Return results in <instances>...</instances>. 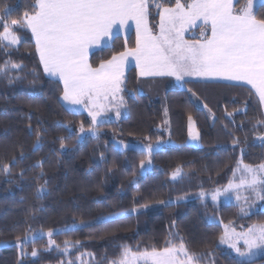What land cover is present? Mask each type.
<instances>
[{
  "label": "trees",
  "instance_id": "trees-1",
  "mask_svg": "<svg viewBox=\"0 0 264 264\" xmlns=\"http://www.w3.org/2000/svg\"><path fill=\"white\" fill-rule=\"evenodd\" d=\"M247 2L236 0L234 8ZM34 3L0 0V16L11 25L25 12L31 14ZM254 13L264 18V0ZM158 25V10L150 5L149 26L154 33ZM15 32L20 43L0 47V66L8 61L22 65L17 72L9 64L8 76L0 75V243L55 232L51 245L49 237H39L23 249L15 244L0 247V264H109L119 257L122 246L160 249L170 239L177 246L183 240L198 264H237L240 258L220 243L224 228L238 232L264 224V209L241 212L238 204L210 199L167 205L159 201L238 182V170L234 175L238 161L251 166L264 163V114L254 90L250 94L248 86L189 81L166 92L165 116L158 102L138 93L139 79L130 68L120 94L124 100L120 119L101 123L93 136L87 115L74 114L62 104L63 85L44 75L29 30L16 26ZM125 46L134 49L133 32L126 39L115 36L110 45L91 52L89 63L97 67ZM17 75L20 79H15ZM167 80L152 78L146 84ZM189 115L199 134L198 148L185 144ZM114 140L149 144L169 140L173 145L154 152L151 164L142 169L141 161L146 163L148 156L134 149L120 150ZM5 164L10 165L6 174ZM178 167L182 176L172 180ZM253 194L243 189V196L250 199ZM260 202L264 206V200ZM151 206L156 207L95 221ZM33 249L36 257L31 255ZM252 264H264V254Z\"/></svg>",
  "mask_w": 264,
  "mask_h": 264
},
{
  "label": "snow or ice",
  "instance_id": "snow-or-ice-1",
  "mask_svg": "<svg viewBox=\"0 0 264 264\" xmlns=\"http://www.w3.org/2000/svg\"><path fill=\"white\" fill-rule=\"evenodd\" d=\"M150 5L158 10V33L149 26ZM254 5L255 0H248L246 6L235 11L233 0H191L190 3L175 0L174 6L171 0H35L32 13L25 12L22 20H13L9 25L6 17L0 16L3 21L0 47L18 45L20 38L15 27H26L35 42L44 73L63 85L60 99L74 114H79V109L71 106H80L87 111L93 125L88 131L95 136L96 127L107 122L103 120L107 112L114 109L117 118L121 116L124 100L120 94L126 82L125 70L131 65L129 57L135 60L138 77H174L181 86L189 83L186 78L235 82L229 86H250V94L254 90L264 105V18L256 17ZM5 14L11 15V10L5 9ZM132 24L136 29V47L128 50L125 46L124 51L93 67L88 59L90 50L108 45L118 32H127ZM192 28L201 30L200 40L185 39V33ZM9 64L11 69L22 71V65L8 61L0 66V75L8 76ZM188 123L189 137L198 140L199 134L193 132L191 115ZM84 130L81 124L80 132ZM261 140L264 141V137ZM157 150L159 144L140 149L148 156ZM147 163L151 164V160ZM241 164L242 161H238L234 175ZM144 165L142 160V169ZM242 169L240 183L230 182L223 191L217 189L211 194L214 202L221 196L227 199L230 192L240 188L264 200V163L255 167L243 164ZM2 171L8 173L10 165L5 164ZM181 176L182 169L178 167L171 179ZM42 188L37 192L40 193ZM204 198L205 193L201 192L200 199L203 201ZM236 199H240L239 194ZM159 203L167 205L168 202ZM240 211L244 212V208ZM104 220V217L97 218L98 223ZM52 235L50 231L49 245L54 243ZM35 239L33 235L31 242ZM240 240H243V249L238 247ZM29 242L27 234L23 239L17 237L20 249ZM220 243H227L233 249L240 258L237 264H252L254 258L264 254V224L253 225L239 234L234 230L229 232L226 227ZM68 247L65 242V253ZM19 255L25 254L21 251ZM31 255L36 257L37 251L33 249ZM195 256L189 253L183 240L177 246L170 239L160 249L153 247L141 251L122 246L119 257L110 260L109 264H198Z\"/></svg>",
  "mask_w": 264,
  "mask_h": 264
},
{
  "label": "rangeland",
  "instance_id": "rangeland-1",
  "mask_svg": "<svg viewBox=\"0 0 264 264\" xmlns=\"http://www.w3.org/2000/svg\"><path fill=\"white\" fill-rule=\"evenodd\" d=\"M235 1L236 0H233V3L234 4H235ZM262 1L263 0H255L254 10L256 9V7ZM182 2H184V3H190L191 0H182ZM246 4H244L241 8H243L244 6H246ZM241 8H239L237 10L234 8V10L235 11H239ZM132 32L134 33V36H135V47H136V38L137 37H136V29H135V25L134 24H132L131 28L127 32L120 31L115 36H120L123 39H126V38H128V36ZM30 36H31V39L33 40L32 35H31V32H30ZM200 38H201V30L199 28H192L188 32L185 33V39L188 40V41L194 42V41L200 40ZM112 40L109 41L108 45L111 44ZM33 42H34V40H33ZM108 45H106V46H108ZM103 47H105V46H103ZM103 47H93V49L90 50V53L93 52V51H96V50H98L100 48H103ZM90 53H89V56H90ZM88 59H89V57H88ZM129 60L131 62V65H130V67L126 68V70H125V76H126L127 71L129 70V68H134L135 71H136L135 60H133L131 57H129ZM41 68L43 70V67L42 66H41ZM43 73H44V71H43ZM136 74H137V71H136ZM44 75L46 77H48V78L55 79V78H52V77L47 76L45 73H44ZM152 78L160 79L162 77H138V79H139L138 80V93L139 94H143V95H147L151 100L158 102L161 105V107L163 108L164 112H165L166 92L168 90H171V89H180V88H182V86L175 80L174 77H169L168 80L165 81V82H155L151 86H147V84H146L147 81L146 80H149V79H152ZM186 79H188L189 81H200V82L202 81V80H199V78H186ZM55 80H58V79H55ZM203 82H222V83H229V84H234L235 83V82H227V81H219V80H216V81L208 80V81H203ZM192 100L195 103L198 104L197 99L193 95H192ZM61 102L64 105V107L69 110V107L70 106L66 105L65 102L62 101V100H61ZM71 107L78 108L79 109V112L85 113L87 115V117L91 121V117L88 116L87 111H85L82 107H80V106H71ZM261 107H262V111H263V114H264V105L261 104ZM110 108H111V106H110ZM119 119H120V117L117 118L116 112H115L114 109L113 110H110L109 112H107L105 114V116L103 117V120L104 121H117ZM91 123H92V121H91ZM193 132L194 133H198L197 130H196V127H195L194 122H193ZM82 134L83 133H81L80 135H82ZM114 143H115V146L118 149H120V150L134 149V150H137V151H140V149L146 148L148 145L155 146V145L159 144V150L162 149V147H164V146L173 145V143L169 142V140H166L165 143L157 142V143H153V144H149V143H139V142H135V141L127 142V143H120L117 140L116 141L114 140ZM185 144L190 145V146H192L194 148L200 147V140L199 139L198 140H192L189 137V123H188V121H187V139H186ZM125 145H128V147L126 148ZM144 153L148 156L147 152H144ZM150 157L151 156H148V159H150ZM147 164L148 163L146 161L145 165H147ZM242 165L243 164L240 165V168H239L240 170L237 171V175L240 176V179H241V175H242V171H243ZM232 183L233 184H239L240 183V180L238 182H232ZM227 186H225V187H227ZM225 187L220 188L219 190L220 191H223V189ZM243 189H245V188H240V189L233 190L232 192L229 193V196H228L227 199L224 196H221V197L218 198V201L217 202H219V201L233 202L235 204L240 205L241 207H243L244 209H246L247 211H250V212L251 211H254V210H263L264 209V206L261 204L260 200H258L254 194H253V197H251L250 199L247 198V196H243L242 195ZM216 190L217 189L204 192L205 193V198L204 199H210V200H212L211 199V194L213 192H215ZM200 193L183 196V197H180V198H177V199H174V200H169V201H166V202H168V203H175V202H177L178 203V202H185V201H190V200H194V199H200ZM237 194H239V196H240V199L239 200L236 199ZM161 205H164V204H161ZM155 207L156 206L144 207V208H141V209H136L135 212H133V210H129V211H124V212H119V213H113V214H110V215H107V216H103V217L106 218V219H110V218H114V217H117V216H120V215H123V214L136 213V212H139V211H145V210H148V209H151V208H155ZM95 221H97V220H95ZM80 225H83V223H80L77 226H80ZM226 227L228 228V226H225L224 229H226ZM228 230H229V232H232L233 231V230H231L229 228H228ZM51 232H55V231H51ZM234 232L237 233V234H239L242 231L236 232L234 230ZM48 233L49 232H47V233H35L33 235H35L36 238H39V237H47L48 238L49 237L48 236ZM33 235H27L30 238V241H31V237ZM9 244H15V245H17V240H15L14 242L0 243V247L6 246V245H9ZM224 244L227 245V247H228V244L227 243H224ZM238 247H241V249H243V247H244L243 240H240L238 242ZM230 251H231V253L233 255H236V253L233 251V249L230 248Z\"/></svg>",
  "mask_w": 264,
  "mask_h": 264
},
{
  "label": "crops",
  "instance_id": "crops-1",
  "mask_svg": "<svg viewBox=\"0 0 264 264\" xmlns=\"http://www.w3.org/2000/svg\"><path fill=\"white\" fill-rule=\"evenodd\" d=\"M159 32V28H158V30H157V32L156 33H158ZM130 69V68H129ZM162 78H169V77H162ZM248 87H250V86H248ZM259 98V97H258Z\"/></svg>",
  "mask_w": 264,
  "mask_h": 264
}]
</instances>
